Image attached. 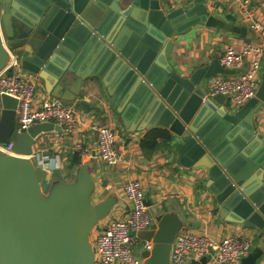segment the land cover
Wrapping results in <instances>:
<instances>
[{
	"label": "water",
	"instance_id": "1",
	"mask_svg": "<svg viewBox=\"0 0 264 264\" xmlns=\"http://www.w3.org/2000/svg\"><path fill=\"white\" fill-rule=\"evenodd\" d=\"M34 2L36 12L22 13L13 0H0V72L15 56L19 67L37 82L40 79L54 97L90 107L82 96L97 87L93 77L101 73L79 61L80 44L97 40L117 68L131 73L151 104L147 112L137 110L128 117V108L119 104L122 91L108 88L125 124L130 122L127 118L136 117L139 123L132 131L161 125L175 134L180 162L205 171L206 187L220 204L221 215L231 211L234 222L258 236L260 247L242 260L257 264L264 254L263 117L257 125V113L264 106V74L256 96L235 107L224 94L208 92L211 76L224 71L218 59L188 75L170 63L173 47L184 34L215 19L205 0L176 8L162 7L160 0ZM0 102L14 118L0 123L6 136L0 137V144L12 141L14 152L0 147V264H95L91 233L108 225L121 202L119 196L111 189L99 190L95 157L76 163L69 181L55 168L38 165L31 157L38 137L61 132V125L45 121L19 131L18 100L2 94ZM151 111L155 121L150 122ZM91 153L96 156L94 150ZM155 219L156 229L138 231L153 243L151 250H142L141 264H171L174 242L187 228L177 211H157ZM207 262L206 256L189 260V264Z\"/></svg>",
	"mask_w": 264,
	"mask_h": 264
},
{
	"label": "crops",
	"instance_id": "2",
	"mask_svg": "<svg viewBox=\"0 0 264 264\" xmlns=\"http://www.w3.org/2000/svg\"><path fill=\"white\" fill-rule=\"evenodd\" d=\"M13 1L16 3L14 8H17L19 12L33 13L38 10L34 2L36 0ZM192 1L160 0L162 7L173 8L183 7ZM263 5L264 2L259 5L262 16H264ZM205 7L209 15H214L215 19L210 20L209 24L202 23L194 26L183 35L181 43H176L173 47V57L170 63L173 69L181 75H188L194 68L210 64L214 59L220 61L225 48L230 44L240 46L244 42L256 38V32L249 29L247 23L242 17H239L240 14L230 0H205ZM150 31L154 33V36L158 34L154 29H150ZM80 51L81 58L79 61L82 60L87 69L98 70L101 73L100 77H93L97 87L88 90L82 96L89 102L90 107H83L77 101L70 102L75 104L79 118L84 123H79L77 134H69L63 129L61 132L43 133L38 137L34 151L40 149L43 154L54 157L55 165H57L56 172L62 179L69 181L72 178L73 166L75 165L72 164L76 153L73 150L74 144L79 141L85 147H95L97 142L96 132L86 124L110 125L115 130L116 147L122 157L119 163L108 165L98 154L96 156L92 153L82 155L77 152V155L81 159L79 162L90 161L95 157L98 163L95 175L99 190L106 192L111 189L119 196L121 202L115 206L112 217L117 218L128 213L131 203L125 196L124 184L130 179H138L144 187L146 199L150 203L148 204L149 212L153 222H155L151 228L145 230L157 228L155 219L157 211L173 210L179 213L187 231L208 233L217 241L229 234L243 233L251 239L250 252L260 247V241L253 229L234 222V215L231 211H225L221 215L220 204L217 203L215 195L206 187L208 177L205 171L196 170L193 166H186L180 162L179 153L175 148L178 140L168 127L158 125L132 131L131 128H135L139 123V120L135 119L136 117L127 118L130 122L128 125L125 124L121 113L111 102L108 88L112 87L114 90L122 91L123 96L119 93L122 96L119 104H121V108H128V117H133L132 113L137 112V110L147 112L151 109L149 99L142 94L140 85L133 83L131 73L125 70V67L117 68L115 59L107 56V51L98 44L97 40L81 43ZM214 67L216 68L218 65ZM19 70L23 73H29L20 67ZM14 71L16 70L14 69ZM231 72L224 68L223 72L215 73L211 77ZM263 74L264 56L260 66L261 78ZM39 81L40 79L38 82L36 81L37 98L53 96ZM48 85L50 86V83ZM0 106H2L1 102ZM149 115L151 116L149 121H155L152 111ZM262 117L264 119V108H262L261 113H257V125H259ZM15 126H17V122H15ZM156 127L169 130L173 135V140L168 144L161 141V145L153 152L144 151L140 147V139L150 129ZM246 148L248 149V147ZM261 179L264 180V175ZM96 230L99 229L95 228L93 233ZM139 237L141 240L146 239L141 233ZM137 254L142 256L141 246L137 249ZM257 264H264V254L257 260Z\"/></svg>",
	"mask_w": 264,
	"mask_h": 264
},
{
	"label": "built area",
	"instance_id": "3",
	"mask_svg": "<svg viewBox=\"0 0 264 264\" xmlns=\"http://www.w3.org/2000/svg\"><path fill=\"white\" fill-rule=\"evenodd\" d=\"M249 29L256 32V38L242 45H228L220 62L224 68L232 71L211 77L208 85L210 94L222 93L235 107L245 105L255 97L260 86V66L264 56V16L254 0H230ZM260 13V14H259ZM13 67V70H9ZM14 69L16 71H14ZM36 77L19 70L15 56L8 68L0 72V97L7 94L18 100L16 122L19 131L26 130L38 122L53 121L61 125L69 134L78 133L79 118L75 104L54 96L38 99L36 96ZM264 108V106H263ZM84 123V122H82ZM96 132L95 147H85L77 141L73 150L80 154H96L108 165H115L122 159L116 147V133L112 126L99 123H87ZM13 142L0 144L9 153ZM38 164L54 169L55 158L37 149L31 155ZM126 198L131 203L127 214L112 217L108 225L93 234L97 250L95 264H141L144 258L137 254V246L142 250H151V240H141L139 230L149 229L155 224L146 204L144 187L140 180L130 179L124 184ZM252 247L251 239L243 233L229 234L221 240H215L208 233L186 231L180 233L173 247L171 264H189L191 257H207V264H242Z\"/></svg>",
	"mask_w": 264,
	"mask_h": 264
},
{
	"label": "trees",
	"instance_id": "4",
	"mask_svg": "<svg viewBox=\"0 0 264 264\" xmlns=\"http://www.w3.org/2000/svg\"><path fill=\"white\" fill-rule=\"evenodd\" d=\"M172 140H173V135L169 130L165 128L156 127V128L150 129L140 139V147L144 151L153 152L161 145L160 144L161 141L168 144L172 142ZM77 154H78L77 152L74 154L72 164H76L81 160Z\"/></svg>",
	"mask_w": 264,
	"mask_h": 264
},
{
	"label": "rangeland",
	"instance_id": "5",
	"mask_svg": "<svg viewBox=\"0 0 264 264\" xmlns=\"http://www.w3.org/2000/svg\"><path fill=\"white\" fill-rule=\"evenodd\" d=\"M257 5H260V4H258V2H255ZM264 6V5H263ZM258 9H260L259 7H257ZM262 11L264 12V9H262ZM260 13H261V11H260ZM259 13V14H260ZM239 15V14H238ZM239 17H241L240 15H239ZM6 110L2 107V106H0V123L1 124H4V122H6L7 121V118H9V121L8 122H12V121H14V118H13V116H12V114L11 113H7V112H5ZM5 136V133L3 132V129H2V127H1V125H0V137H4ZM6 138V136L4 137V139ZM0 143H3L2 141H0ZM44 188H46V184H44ZM94 232V231H93ZM91 233V241L92 242H94V237H93V234L94 233ZM140 246L141 245H138L137 246V249H139L140 248ZM142 247V246H141ZM137 253V252H136Z\"/></svg>",
	"mask_w": 264,
	"mask_h": 264
}]
</instances>
